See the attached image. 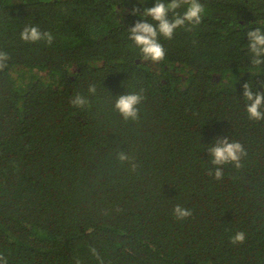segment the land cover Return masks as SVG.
I'll use <instances>...</instances> for the list:
<instances>
[{
	"label": "trees",
	"instance_id": "obj_1",
	"mask_svg": "<svg viewBox=\"0 0 264 264\" xmlns=\"http://www.w3.org/2000/svg\"><path fill=\"white\" fill-rule=\"evenodd\" d=\"M199 2L201 23L159 37L165 58L152 63L128 28L144 19L133 8L155 0H0L8 264H98L92 247L104 264H264V120H250L243 99L245 83L264 92L247 38L264 31V0ZM25 25L52 44L21 40ZM141 89L138 121H124L115 98ZM76 94L88 104L74 107ZM224 137L247 156L216 180L207 147ZM121 150L135 171L117 160ZM176 205L192 216L177 220ZM238 231L246 239L234 245Z\"/></svg>",
	"mask_w": 264,
	"mask_h": 264
},
{
	"label": "clouds",
	"instance_id": "obj_2",
	"mask_svg": "<svg viewBox=\"0 0 264 264\" xmlns=\"http://www.w3.org/2000/svg\"><path fill=\"white\" fill-rule=\"evenodd\" d=\"M182 6H186L183 13L177 11ZM205 7L199 0H155L153 7H145L141 12L138 8H133L132 14L142 16L144 19L136 21L135 25L128 28L129 39L134 42L140 50L141 59L145 62L157 63L165 58V49L159 42V37L172 39L178 28H185L187 25L196 26L202 21V15ZM169 13L172 17L169 18ZM147 18H150L149 22ZM189 30V29H186ZM20 38L26 43H35L46 41L52 44L53 36L49 32H42L36 25H25L20 33ZM248 50L251 55V65L259 68L264 65V31L256 28L247 32ZM9 56L6 52L0 51V71L7 67ZM264 87V83L261 84ZM243 99L246 101V112L250 120H264V92L253 91L252 84L245 83L243 85ZM88 92L95 95L96 86L89 85ZM144 90L119 95L114 100V109L120 114L124 121H138L139 105L145 99ZM71 104L74 107H84L88 104V100L81 94H76ZM207 151L211 158L213 170L209 171V175L214 174L216 180L224 177L223 166L233 165L236 169L243 167L242 160L247 156V151L243 145L236 141H230L229 137L217 138L214 143L208 145ZM117 160L121 164H128L132 171L138 167L135 159L128 154L127 151L121 150L117 154ZM177 220H184L192 216L191 209L176 205L173 209ZM246 236L242 231L236 232L230 242L234 245L243 244ZM92 255L98 261V264H104L103 258L99 255L95 247L90 249ZM0 264H8L6 257L0 254ZM76 264H80L77 260Z\"/></svg>",
	"mask_w": 264,
	"mask_h": 264
}]
</instances>
